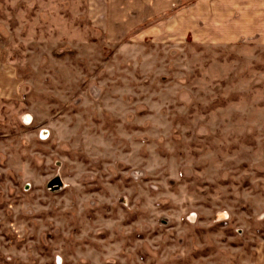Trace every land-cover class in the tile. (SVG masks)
Returning <instances> with one entry per match:
<instances>
[{
    "label": "rangeland",
    "instance_id": "1",
    "mask_svg": "<svg viewBox=\"0 0 264 264\" xmlns=\"http://www.w3.org/2000/svg\"><path fill=\"white\" fill-rule=\"evenodd\" d=\"M105 19L0 0V264H264V42Z\"/></svg>",
    "mask_w": 264,
    "mask_h": 264
},
{
    "label": "crops",
    "instance_id": "2",
    "mask_svg": "<svg viewBox=\"0 0 264 264\" xmlns=\"http://www.w3.org/2000/svg\"><path fill=\"white\" fill-rule=\"evenodd\" d=\"M103 1L102 26L116 38L159 29L180 40L233 43L255 38L264 42V0Z\"/></svg>",
    "mask_w": 264,
    "mask_h": 264
}]
</instances>
